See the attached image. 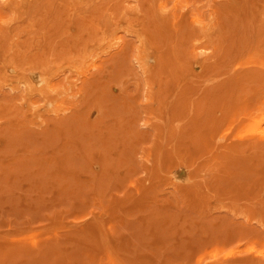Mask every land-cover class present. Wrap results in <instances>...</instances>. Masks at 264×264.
I'll return each mask as SVG.
<instances>
[{
  "label": "rangeland",
  "instance_id": "rangeland-1",
  "mask_svg": "<svg viewBox=\"0 0 264 264\" xmlns=\"http://www.w3.org/2000/svg\"><path fill=\"white\" fill-rule=\"evenodd\" d=\"M0 264H264V0H0Z\"/></svg>",
  "mask_w": 264,
  "mask_h": 264
},
{
  "label": "bare ground",
  "instance_id": "bare-ground-1",
  "mask_svg": "<svg viewBox=\"0 0 264 264\" xmlns=\"http://www.w3.org/2000/svg\"><path fill=\"white\" fill-rule=\"evenodd\" d=\"M261 128V127H260ZM105 236H107V235H105ZM109 239V238H108ZM109 244V243H108ZM112 248V247H111Z\"/></svg>",
  "mask_w": 264,
  "mask_h": 264
}]
</instances>
